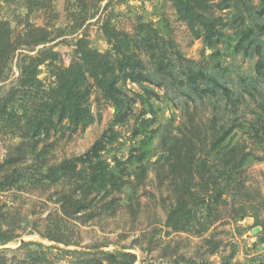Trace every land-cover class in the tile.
<instances>
[{"label": "rangeland", "instance_id": "1", "mask_svg": "<svg viewBox=\"0 0 264 264\" xmlns=\"http://www.w3.org/2000/svg\"><path fill=\"white\" fill-rule=\"evenodd\" d=\"M206 1L208 15L216 19L221 32L215 50L195 36L173 0H0V21L8 22L13 44L27 26L48 40L36 47L21 46L10 64L0 61V80L6 78L0 86L6 91L16 83L15 64L20 52L37 56L44 48L56 54L55 60L38 67L37 79L45 90L54 86L56 68H67L78 60L82 44L117 57L104 33V24L121 37L126 34L129 52L139 57L150 73L153 68L149 54L140 43L147 33L156 32L164 39L161 44L165 48L171 46L170 38L171 53L180 54L169 53L172 75L144 83L147 89L130 81L122 85L123 91L136 99L124 124L113 125L114 108L90 80L88 106L92 122L75 132L63 124L37 139L36 152L46 164H55L84 154L113 128L117 139L107 145L102 158L112 167L120 161L126 169L125 187L108 198L117 201L114 214L69 219L57 201V194L69 184L32 186L21 181L12 185L7 179L12 173L33 170L36 163L30 153L31 143L21 138L20 131L0 121V220L4 230L15 237L0 246V264H108L100 253L113 251L135 254L134 264H264V128L253 131L260 105L264 104V77L256 71L258 56L235 48L242 31L251 28L262 32L259 43L264 42V15H258L260 0ZM214 67L224 68L219 76L221 83L243 96L238 105L239 127L228 146H237L250 156L221 201L212 203L211 212L201 206L188 231H174L166 224L175 193L173 174L162 165V140L185 135L198 143L197 156L206 157L211 119L216 116L220 123H231L233 116L224 110L225 99L219 91L198 97L188 86L189 70ZM203 88L205 84L201 83L199 89ZM23 100L14 103L12 111L18 116L23 113L19 104L29 103L27 98ZM151 105L155 119L147 133L135 135L139 122L153 117L149 113ZM21 142L27 146L18 150ZM142 154L145 158L141 163L137 157ZM207 158L214 162V156ZM141 164L147 169L144 179L138 181L135 174ZM200 190L197 184L196 191Z\"/></svg>", "mask_w": 264, "mask_h": 264}, {"label": "trees", "instance_id": "2", "mask_svg": "<svg viewBox=\"0 0 264 264\" xmlns=\"http://www.w3.org/2000/svg\"><path fill=\"white\" fill-rule=\"evenodd\" d=\"M260 2L261 8L258 15L262 16L264 15V0ZM173 3L195 36L201 38L207 48L215 50L221 41V32L217 27L216 19L208 15L207 1L173 0ZM103 29L117 57L109 52L101 53L82 44L79 48L78 60L67 68H56L55 84L45 90L41 88V83L37 79L38 67L47 60H55L56 54L44 48L39 50L37 56H29V54L20 52L15 64L18 72L15 85L11 86L9 91H6L5 86H0V121H3L6 127L8 124L9 127L20 131L21 138L31 143L30 153L34 155L33 161L36 163L35 169L18 170L7 179L12 185L21 181H27L32 186L69 184L57 194L61 212L69 219L84 217L85 220H89L103 213L114 214L116 212V199L111 197L108 200V198L125 187L124 175L126 173L124 171L126 169L120 161H116V167H112L102 158L107 145L117 139L116 132L113 128L108 129L84 154L64 158L55 164H46L40 153L36 152L37 139L41 135H48L51 130L63 124L67 129L75 132L92 122L93 117L88 106L90 80L114 108L113 125H120L131 116L132 106L136 102L135 98L129 97L123 91L122 85L130 81L147 89L144 83H154V78L164 79L172 75V60L169 53L173 51V45L170 38H168L171 45L169 48L161 44L164 39L156 32L153 35L147 33L140 40L141 46L149 54L153 68V72L150 73L143 61L129 52V47L126 46L129 43L126 34L121 37L114 28L106 24ZM25 30L26 32L20 34L17 42L13 44L11 42L12 31L8 22L0 21V61L10 64L21 46L36 47L47 43L48 40L43 33H39V37L34 34L37 30L30 26H27ZM261 34L262 32L252 28L242 31L235 48L250 56L257 55L256 71L259 76L264 77V42L259 43ZM31 50L27 51L31 52ZM173 53L180 56L176 51L171 54ZM224 71V68L218 67L197 68L189 70L186 78L189 89L198 97L206 96L207 93L215 95L219 91L221 97L225 99L224 110L233 116L231 123H220L218 117L215 116L207 127L209 137L206 154L209 157L214 156V162L210 163L207 156H197L198 143L190 137L184 135L180 138L177 135H170L162 140L165 152L162 165H167L168 170L173 174L172 183L175 193V201L167 211L166 224L174 231H188L192 226L191 221L195 220L201 206L211 212L212 203L221 201L222 196L237 181L242 167L250 156L237 146H228L232 133L235 128L239 127L237 123L238 105L243 96L234 94L221 83L219 76H222ZM5 80L4 77L0 82L3 83ZM201 83L205 84V88L199 89ZM33 91H37V94L33 95ZM5 92L7 94L4 95ZM136 95L139 96V94ZM24 98L29 100L31 106L29 103L28 106L19 104L20 108H23V113L18 116L12 111L15 110L14 103L20 100L22 102ZM260 107L261 113L256 119V127L255 125L253 127L255 133L258 129L264 128V104ZM149 113L153 114V117L142 119L134 128L135 135L147 133L148 127L156 116L152 105ZM25 146L27 144L21 142L17 148L21 150ZM144 158L145 155L142 154L137 157V161L142 163ZM38 162L40 164H37ZM146 169L144 164L138 167V172L135 174L138 181L144 179ZM197 184L201 188L199 193L196 191ZM200 193L203 195L200 196ZM100 195L102 197L96 200ZM204 196H207L208 200ZM101 201L102 206L97 207L96 204ZM3 226L0 220V246L12 242L15 238L10 231L4 230ZM100 255H103L108 264H134L137 261L135 254L120 251L101 252ZM185 264L195 263L187 261Z\"/></svg>", "mask_w": 264, "mask_h": 264}]
</instances>
